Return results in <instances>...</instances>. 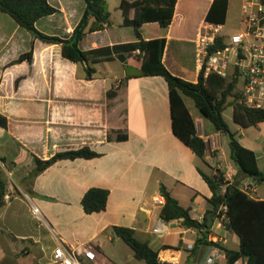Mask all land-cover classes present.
<instances>
[{
	"label": "crops",
	"instance_id": "0c3cea01",
	"mask_svg": "<svg viewBox=\"0 0 264 264\" xmlns=\"http://www.w3.org/2000/svg\"><path fill=\"white\" fill-rule=\"evenodd\" d=\"M106 1L112 25L80 41L88 61L79 63L63 56L62 44L37 38L0 10V114L8 119V127L0 128V166L8 183L0 207V264H50L57 246L84 243L95 247L98 264H146L115 234L116 226L132 228L136 238L171 264H206L211 255L215 264H228L223 248L199 241L208 235L209 241L226 248L240 247L227 222L213 216V192L201 174L216 172L217 159L210 150L219 148L217 141L223 134L207 126L200 113L194 114L185 98L198 134L207 144L205 161L174 135L166 79L138 75L141 54L128 45L139 38L134 28L123 26V0ZM214 1L177 0L169 27L146 23L140 29L145 40L166 39L163 62L187 81L198 80L194 39ZM241 1L227 0V33L237 22V30L241 28ZM48 2L58 12L39 19L37 30L70 39L84 14L85 1ZM194 16L195 35L176 25ZM28 53L30 60L21 59ZM88 66L95 69L92 77L87 76ZM258 144L252 149L257 160ZM83 147L99 156L63 159L33 177L35 158L47 160ZM162 186L190 210L194 220L202 223L212 212L211 228L163 219V208L153 203ZM91 188L109 190L104 211H84L82 198ZM33 206L40 217L33 214ZM160 220L165 223L163 232L153 233Z\"/></svg>",
	"mask_w": 264,
	"mask_h": 264
},
{
	"label": "trees",
	"instance_id": "16d2710c",
	"mask_svg": "<svg viewBox=\"0 0 264 264\" xmlns=\"http://www.w3.org/2000/svg\"><path fill=\"white\" fill-rule=\"evenodd\" d=\"M84 1L86 4L84 14L68 40L48 36L37 30L35 24L39 19L58 12V9L48 0H0V10L11 15L21 27L37 38L49 43L62 44L63 56L79 63L88 61V53L81 50L80 41L88 33L101 31L112 25L111 13L106 0ZM176 3L177 0H123L120 4L124 18L123 26L134 28L139 38L138 42L128 46L131 50H140L144 53L137 57L140 62L139 76H162L166 79L169 87L173 133L190 147L198 158L205 161L207 144L198 134L195 119L186 105L185 98L189 97L193 100L200 115L210 120L217 132L226 137L230 133L233 139L228 144L230 156L236 166L235 181L230 183L220 169L211 175L204 172L201 174L213 192V197L210 199L213 216L217 215L221 205L225 204L228 207L227 226L238 236L240 247L238 250L226 248L215 241H209L208 235L199 241L223 248L228 264L239 260L243 264H264V200H257L246 194L241 189L242 181L238 179L242 177L261 183L264 181V169L260 168L256 153L236 138L224 117L225 110L234 106V121L243 128H249L264 123V111L246 107L240 100V94L234 93V83L216 73H210L205 78L201 72L197 82L187 81L174 75L163 62L166 39L145 40L142 38L140 29L146 23H158L163 28L171 25ZM227 6V0H215L206 16V21L224 24ZM132 11L133 16H131ZM21 59L30 60L31 54L28 53ZM86 72L88 77H92L95 69L88 66ZM230 98L233 99L230 100ZM7 127V117L0 114V128L6 129ZM123 138L125 136L120 137V139ZM98 156L99 154L89 147H83L59 152L47 160L35 158L36 169L32 175L33 177L39 175L63 159H91ZM7 184L0 166V207L5 203ZM161 192L166 198V205L161 211L163 219L166 221L182 220L186 227L207 230L211 228L208 225V219L202 223L194 220L190 215V210L181 206L164 186L161 187ZM109 194L107 189H89L82 198L84 211L87 214L104 211L108 204ZM113 230L133 250L136 259L146 264H171L163 261L159 257V252L152 249L147 242L136 238L132 228L116 226Z\"/></svg>",
	"mask_w": 264,
	"mask_h": 264
},
{
	"label": "built area",
	"instance_id": "2783aa9c",
	"mask_svg": "<svg viewBox=\"0 0 264 264\" xmlns=\"http://www.w3.org/2000/svg\"><path fill=\"white\" fill-rule=\"evenodd\" d=\"M194 44L199 73L202 72L205 78L216 73L228 79L234 83L235 91L246 107L264 111V0L241 1V28L236 33H227L223 23L205 21ZM138 53L144 55L140 50ZM260 187H264V181L258 183L246 179L241 184V189L250 197L264 200L259 195ZM153 203L163 208L166 198L158 194L153 197ZM227 210L225 204L221 205L217 213L220 222H228ZM32 212L37 217L41 215L36 206ZM164 224L160 220L153 233L163 232ZM84 261L98 264L97 253L91 243L77 247L57 246L50 264H84ZM206 264H215V256H209ZM233 264L243 262L239 260Z\"/></svg>",
	"mask_w": 264,
	"mask_h": 264
},
{
	"label": "rangeland",
	"instance_id": "374dc122",
	"mask_svg": "<svg viewBox=\"0 0 264 264\" xmlns=\"http://www.w3.org/2000/svg\"><path fill=\"white\" fill-rule=\"evenodd\" d=\"M112 4V1H111ZM111 6V5H110ZM112 7V6H111ZM114 11V10H113ZM114 15H116V12L114 11ZM117 18V17H116ZM195 18V16H194ZM182 24V27L185 30H188L191 32V34L196 33V26L198 25V21L195 19H190L188 21H183L181 22L180 20L177 21L176 25ZM237 24L235 26H232L234 29L229 30L231 33H236L237 30ZM234 89V93H235ZM233 98H230L232 100ZM187 103L191 109V111L194 114H199L198 109L195 107L194 102L191 98H187ZM233 109L234 106H230L227 108L224 112V117L225 120L227 121L230 129L232 132L235 133L236 138L243 143L246 147H249L250 149H257L256 144L259 143L261 150L257 153L258 155V161L260 163V166L263 168L264 167V123L262 125L258 126H252L249 128H243L242 126L238 125L234 119H233ZM207 126L214 128L213 123L206 119ZM217 146L219 148L215 149L214 151L210 150L211 155L217 159V164H216V170L220 169L223 173H225V178L228 179L229 181H232V183L236 179V166L234 161L232 160L230 156V148L228 144L227 137L225 135L222 136L220 141H217ZM214 163V162H213ZM213 173V172H212ZM211 173V174H212ZM239 181H242L241 184L244 182V178L239 177ZM263 188V187H262ZM261 188L260 193L264 195V190Z\"/></svg>",
	"mask_w": 264,
	"mask_h": 264
},
{
	"label": "water",
	"instance_id": "95a60500",
	"mask_svg": "<svg viewBox=\"0 0 264 264\" xmlns=\"http://www.w3.org/2000/svg\"><path fill=\"white\" fill-rule=\"evenodd\" d=\"M227 140H228V143L232 142L233 140L230 133L227 134ZM263 173H264V170H263ZM207 219H208V225L211 226L212 225V212H210L207 215Z\"/></svg>",
	"mask_w": 264,
	"mask_h": 264
}]
</instances>
